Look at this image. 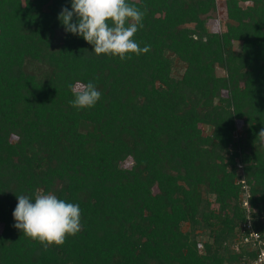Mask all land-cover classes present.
I'll list each match as a JSON object with an SVG mask.
<instances>
[{"label":"trees","instance_id":"16d2710c","mask_svg":"<svg viewBox=\"0 0 264 264\" xmlns=\"http://www.w3.org/2000/svg\"><path fill=\"white\" fill-rule=\"evenodd\" d=\"M226 2L0 0V264L256 257L264 0Z\"/></svg>","mask_w":264,"mask_h":264},{"label":"built area","instance_id":"2783aa9c","mask_svg":"<svg viewBox=\"0 0 264 264\" xmlns=\"http://www.w3.org/2000/svg\"><path fill=\"white\" fill-rule=\"evenodd\" d=\"M247 187H245L246 189ZM249 195L245 196V205L248 204ZM249 208V207H248ZM249 210V209H248ZM240 243L242 245L250 246L251 250L255 251L256 257L250 260L249 264H264V239L260 233L255 230L251 218H248V222L242 225L239 231Z\"/></svg>","mask_w":264,"mask_h":264},{"label":"rangeland","instance_id":"374dc122","mask_svg":"<svg viewBox=\"0 0 264 264\" xmlns=\"http://www.w3.org/2000/svg\"><path fill=\"white\" fill-rule=\"evenodd\" d=\"M217 3H218L217 12L213 14L212 16L213 19L211 20V23L209 24V28L210 30L214 29V30L220 31L224 29V25L228 20V15H227L228 6H227L226 0H217ZM218 71H219V74L224 75V72L221 69H219ZM79 88L81 87L79 86ZM205 133L206 134L210 133V129L208 127H205ZM1 229H2V225H0V231ZM183 229L185 231H188L189 230L188 225H184Z\"/></svg>","mask_w":264,"mask_h":264}]
</instances>
